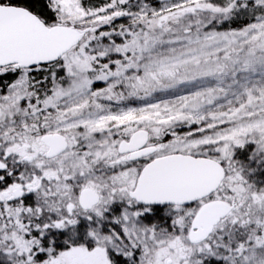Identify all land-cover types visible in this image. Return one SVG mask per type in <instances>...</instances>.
<instances>
[{
  "label": "snow or ice",
  "instance_id": "obj_1",
  "mask_svg": "<svg viewBox=\"0 0 264 264\" xmlns=\"http://www.w3.org/2000/svg\"><path fill=\"white\" fill-rule=\"evenodd\" d=\"M0 264H264V0H0Z\"/></svg>",
  "mask_w": 264,
  "mask_h": 264
}]
</instances>
